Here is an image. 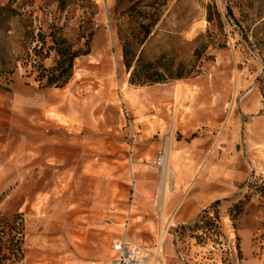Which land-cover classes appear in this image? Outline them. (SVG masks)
I'll return each mask as SVG.
<instances>
[{"label":"rangeland","instance_id":"rangeland-1","mask_svg":"<svg viewBox=\"0 0 264 264\" xmlns=\"http://www.w3.org/2000/svg\"><path fill=\"white\" fill-rule=\"evenodd\" d=\"M9 1L23 8L0 15V224H22L17 264L107 260L123 234L163 264H264V0H169L144 57L199 71L145 85L122 60L125 0ZM52 21L77 48L91 32L90 51L65 85L39 87L29 31ZM239 150L252 174L233 186Z\"/></svg>","mask_w":264,"mask_h":264},{"label":"trees","instance_id":"trees-1","mask_svg":"<svg viewBox=\"0 0 264 264\" xmlns=\"http://www.w3.org/2000/svg\"><path fill=\"white\" fill-rule=\"evenodd\" d=\"M58 11H62L69 2L77 0H55ZM92 7H97L93 0H88ZM117 2L120 0H116ZM126 7L118 13V18L125 19L126 26H117V36L121 42L122 60L129 72L128 81L131 84L145 85L168 82L173 79L188 77L199 70L194 64L184 69L180 62L174 68V60L166 58L165 54L148 60L144 57V43L151 35L155 25L160 20L164 6L169 0H125ZM23 6L12 7L11 2L0 5V15H18ZM209 20V17H208ZM30 39L35 41L32 47L31 71L39 87H62L73 74L74 61L82 54L90 51L91 32L83 45L85 49L75 47L63 33V26L54 21L48 23L47 30L41 26L36 33L29 31ZM203 46L193 51L197 59ZM52 56V64L45 66L43 60ZM218 200H215L217 202ZM22 224L12 226L0 224V264H17L23 257Z\"/></svg>","mask_w":264,"mask_h":264},{"label":"built area","instance_id":"built-area-1","mask_svg":"<svg viewBox=\"0 0 264 264\" xmlns=\"http://www.w3.org/2000/svg\"><path fill=\"white\" fill-rule=\"evenodd\" d=\"M124 112L127 115L125 106ZM127 134L132 141L135 140V132L129 119L125 121ZM159 160V159H158ZM114 256L107 260H87L68 264H163L157 251H152L148 246L139 244L123 234L112 242Z\"/></svg>","mask_w":264,"mask_h":264},{"label":"crops","instance_id":"crops-1","mask_svg":"<svg viewBox=\"0 0 264 264\" xmlns=\"http://www.w3.org/2000/svg\"><path fill=\"white\" fill-rule=\"evenodd\" d=\"M246 158L242 154V150H239L236 154H233L232 156L229 155L227 157L226 161V169L229 172V178L227 179V182L231 183L233 186H235L236 181L243 182L245 180H248L251 177V167L245 160ZM200 200V199H199ZM213 200V198H212ZM211 200H208L207 202H203L200 200L201 204H196L195 208H193V211H190V215L193 217H196L199 213V211ZM186 206H188V203L184 202L183 205V211L186 209ZM185 208V209H184ZM182 210V209H181ZM258 211H250V213L245 214V219L249 218L251 220H254L255 217L258 215ZM186 211L182 212L180 215H185ZM188 214V216H189ZM252 233V229H250V235ZM166 253L169 255L171 254L170 247L166 246Z\"/></svg>","mask_w":264,"mask_h":264},{"label":"bare ground","instance_id":"bare-ground-1","mask_svg":"<svg viewBox=\"0 0 264 264\" xmlns=\"http://www.w3.org/2000/svg\"><path fill=\"white\" fill-rule=\"evenodd\" d=\"M169 145H170V139H167L165 142V146H164L165 164H164L163 176L165 175V171H166L167 157H168V153H169ZM163 181H164V179H163ZM164 185L162 186V189L160 191L162 197H163V195H165V186ZM159 250H160V246H159ZM64 264H68V263H64Z\"/></svg>","mask_w":264,"mask_h":264}]
</instances>
